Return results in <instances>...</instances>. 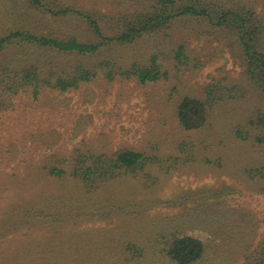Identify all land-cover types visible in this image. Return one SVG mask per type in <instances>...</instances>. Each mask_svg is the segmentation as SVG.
Segmentation results:
<instances>
[{
  "label": "rangeland",
  "instance_id": "374dc122",
  "mask_svg": "<svg viewBox=\"0 0 264 264\" xmlns=\"http://www.w3.org/2000/svg\"><path fill=\"white\" fill-rule=\"evenodd\" d=\"M45 1L92 14L112 27L107 36L125 32L124 20L148 2ZM193 1L209 15L182 16L93 56L18 43L0 55V71L34 64L51 80L37 97L20 94L0 116V264H175L167 256L170 241L188 236L206 247L197 264L258 263L264 93L248 75L241 21H218L227 12L241 16L247 29L259 30L255 48L264 52V0ZM14 31L99 41L77 15L58 18L26 0H0V37ZM153 60L162 77L143 84L135 73ZM81 67L97 76L65 91L54 87L59 77L76 78ZM188 96L211 104L200 131L179 125L177 107ZM14 148L19 155L10 156V165L4 151ZM128 149L150 159L146 166L94 190L48 170L71 172L80 152L115 157Z\"/></svg>",
  "mask_w": 264,
  "mask_h": 264
},
{
  "label": "trees",
  "instance_id": "16d2710c",
  "mask_svg": "<svg viewBox=\"0 0 264 264\" xmlns=\"http://www.w3.org/2000/svg\"><path fill=\"white\" fill-rule=\"evenodd\" d=\"M27 3L38 9L44 10L49 14L58 18L77 15L81 17L89 26L91 33L99 40L98 43H86L80 41L76 37L67 39L51 38L37 36L28 31H14L0 37V55L10 46L14 44H29L40 48H49L62 54H77L81 56H93L97 54L102 47L112 43L133 44L138 40L148 37L160 29L169 25L175 19L182 16H208L205 9L198 10V2L191 0L190 4H183L181 0H148L133 12V19L124 20L125 32L115 36H107L106 32L112 31L109 25L104 28L100 19H96L92 14H86L80 10L69 7L53 8L45 0H26ZM182 4V5H180ZM124 14L123 16H125ZM230 21L233 25L240 23L238 26L241 32H238L240 41L244 48L245 58L247 62V71L251 80L261 85L264 93V52L258 51L256 47V39H258L259 30L256 28L247 29L246 21L234 12L225 13L218 21L219 25H224ZM123 18V17H120ZM232 25V24H231ZM115 31V30H113ZM181 55H178V58ZM154 66L136 71V75L141 83L159 81L162 76L156 72L155 60ZM38 65H31L28 68L19 71L6 67L0 71V116L9 111L14 106V99L20 94L31 93L37 97L45 86H51L50 79L45 78L41 73ZM97 74L89 68L81 67L77 71V77L68 80L63 77L57 78L54 87L60 90H68L75 88L81 82H90ZM211 104L208 100L195 97H184L177 107V118L180 127L186 132H196L204 129L210 121ZM264 122L262 118L258 119V123ZM256 124V122H255ZM262 139H258L260 142ZM264 141V139H263ZM3 146V144H1ZM4 151V150H3ZM8 151V153L6 152ZM9 158V164L19 155L14 149H5ZM148 159L144 154L133 149H128L117 153L114 157L104 155H92L80 152L74 160H72V171L57 167L49 168L50 175L54 177H63L70 175L79 183L85 186L86 190H94L96 186H100L121 173H133L139 169H143ZM66 163V161H65ZM257 177L264 180V165L256 170ZM206 252L205 244L194 237H175L170 241L167 256L169 260L175 264H197L200 262ZM257 264H264V246L262 247L261 257Z\"/></svg>",
  "mask_w": 264,
  "mask_h": 264
}]
</instances>
